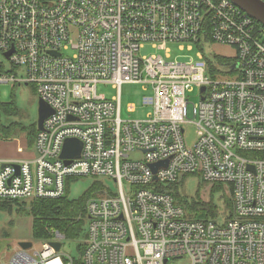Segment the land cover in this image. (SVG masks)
Here are the masks:
<instances>
[{"label":"built area","instance_id":"2783aa9c","mask_svg":"<svg viewBox=\"0 0 264 264\" xmlns=\"http://www.w3.org/2000/svg\"><path fill=\"white\" fill-rule=\"evenodd\" d=\"M173 42L196 58L170 60ZM213 43L235 54L208 53ZM146 44L164 54L139 56ZM11 82L33 84L52 113L31 158H0V200L59 198L81 176L116 183L85 203L81 264H264V25L231 0H0V83ZM124 83L149 91L144 118H121ZM69 138L81 150L66 163ZM189 175L226 186L231 216H189L167 188ZM64 239L51 230L7 264H73L50 244Z\"/></svg>","mask_w":264,"mask_h":264},{"label":"rangeland","instance_id":"374dc122","mask_svg":"<svg viewBox=\"0 0 264 264\" xmlns=\"http://www.w3.org/2000/svg\"><path fill=\"white\" fill-rule=\"evenodd\" d=\"M180 43H167L166 47L169 49L170 60H187L189 57L196 58L195 54L197 48L188 50L184 45L183 49L179 48ZM206 51L215 53L221 56H233L235 51L233 47L223 44H208ZM163 50H157L150 44H146L139 49V56H149L152 54H164ZM71 53V52H68ZM22 69L18 68L17 73H22ZM225 75V72L220 73ZM97 94L105 96L107 99L116 95V89L112 88L110 84L99 83L96 86ZM145 91L142 83H124L120 87V116L121 118H144L150 111V107L142 104V97L148 94ZM197 91L189 95V112L192 108L191 103L198 102ZM39 97L36 93L33 84H17V83H0V103H12L16 112L6 118V122L17 123L14 134L8 138H2L0 135V149L4 153V157L24 158L28 156L27 133L32 126L36 127L37 123V109ZM130 105L135 106L133 112L128 111ZM184 135L188 144H192L196 138L195 127L192 124L184 125ZM18 146L24 149V152L17 151ZM94 181L101 184V188L106 186L109 190L115 192L117 190L116 183L113 179L108 177H94L81 176L71 178L67 182L66 195L69 199H76L80 197ZM214 184L203 182L197 175H189L183 177L178 183L172 185V193L175 202H178L189 216L190 206L192 202L208 201L210 198L218 205V213L215 218H209L217 223H222L227 218L228 210L226 208L227 187L213 190ZM100 188V190H101ZM99 190V192H100ZM25 208L28 210L29 201L26 202ZM194 214V213H192ZM83 232L87 222L84 216ZM32 218L26 212L19 213H4L0 211V264H7L10 256L19 246L20 241H33V247H38V244L32 239ZM84 237L78 240L62 241L60 253L70 256L75 261L80 262L81 252L78 250V245L82 244ZM168 264H188L187 259L183 256L181 259L170 260Z\"/></svg>","mask_w":264,"mask_h":264},{"label":"trees","instance_id":"16d2710c","mask_svg":"<svg viewBox=\"0 0 264 264\" xmlns=\"http://www.w3.org/2000/svg\"><path fill=\"white\" fill-rule=\"evenodd\" d=\"M207 58V55L204 54ZM218 61L223 59L219 56H215ZM16 109L12 103H0V135L3 138H10L17 127V123L9 122L5 120L8 116L14 114ZM37 132V127L32 126L27 133V144L29 147L34 142V137ZM174 185V184H172ZM172 185L169 188L172 191ZM224 187L221 183H214L213 190L221 189ZM101 184L98 181H94L92 185L78 198L69 199L65 195L55 199H34L29 201L28 210L25 208L26 201H7L0 200V211L4 213L12 214L19 213L21 211L26 212L32 218V239L34 240H46L50 238V231L56 230L64 235L67 240H78L84 235V206L88 198L95 196L99 193ZM67 192V190H66ZM226 208L228 214H232V200L230 193L227 192ZM190 214L194 218L209 219L215 218L218 213V205L209 199L208 201L192 202L189 208ZM194 213V214H192ZM209 217V218H208ZM83 243L78 245V250L82 252ZM73 264L77 263L73 259Z\"/></svg>","mask_w":264,"mask_h":264},{"label":"water","instance_id":"95a60500","mask_svg":"<svg viewBox=\"0 0 264 264\" xmlns=\"http://www.w3.org/2000/svg\"><path fill=\"white\" fill-rule=\"evenodd\" d=\"M236 6L243 10L247 15L264 25V2L262 0H231ZM11 52V51H10ZM55 54V53H54ZM52 113V109L40 98L38 100L37 109V129L42 128L43 120ZM81 150V142L75 138L65 140L61 152V157L68 163L70 159L79 157ZM166 162H157L150 165L153 172L160 166H165ZM56 251L61 247V242L50 243ZM19 246L28 248L31 246V241H20Z\"/></svg>","mask_w":264,"mask_h":264},{"label":"crops","instance_id":"0c3cea01","mask_svg":"<svg viewBox=\"0 0 264 264\" xmlns=\"http://www.w3.org/2000/svg\"><path fill=\"white\" fill-rule=\"evenodd\" d=\"M5 139H8V138H5ZM27 152H28V156L27 157H24V158H31L33 156L32 152H30V151H27ZM4 156H5L4 153H2V151L0 149V158L1 159H14V157H4ZM24 158H15V159H24Z\"/></svg>","mask_w":264,"mask_h":264}]
</instances>
